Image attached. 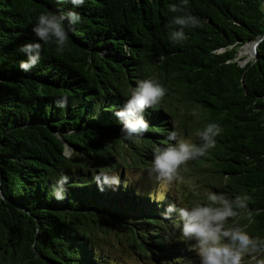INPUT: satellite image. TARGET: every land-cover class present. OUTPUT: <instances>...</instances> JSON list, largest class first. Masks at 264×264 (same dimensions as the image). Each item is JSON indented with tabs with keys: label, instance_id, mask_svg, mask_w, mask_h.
Instances as JSON below:
<instances>
[{
	"label": "trees",
	"instance_id": "1",
	"mask_svg": "<svg viewBox=\"0 0 264 264\" xmlns=\"http://www.w3.org/2000/svg\"><path fill=\"white\" fill-rule=\"evenodd\" d=\"M179 3L0 0V264H115L102 241L156 264H184L195 256L194 241L175 227L178 211L163 215L169 204L182 205L170 192L138 190L124 172L149 171L156 148L175 144L173 131L202 143L197 133L208 123L223 131L215 148L182 166L205 188L189 195L206 204L209 192L249 196L227 226L264 239V39L258 58L242 63L238 55L264 35V0H189L171 12ZM68 10L81 21L58 51L32 29L42 13ZM187 13L200 26L173 43L170 21ZM27 43L43 49L30 71L20 68ZM144 79H156L166 95L143 113L149 130L128 139L115 113ZM114 175L119 184L105 179ZM62 176L65 198L57 200Z\"/></svg>",
	"mask_w": 264,
	"mask_h": 264
},
{
	"label": "clouds",
	"instance_id": "2",
	"mask_svg": "<svg viewBox=\"0 0 264 264\" xmlns=\"http://www.w3.org/2000/svg\"><path fill=\"white\" fill-rule=\"evenodd\" d=\"M70 3L73 8L81 7L85 0H63ZM189 4V0H180L179 4L170 5L173 13L183 12ZM81 21V15L74 10L66 13H42L32 31L44 44H55L58 51H62L69 42V29ZM169 26H175L170 33L173 43H183L187 40L185 29L200 26L198 17L187 13L172 18ZM41 43H27L20 48L26 54L27 59L20 63V68L30 71L40 60L42 52ZM165 87L156 79L141 80L137 87L130 93L124 106L115 115L122 121V132L126 138L143 135L149 130V124L144 118V111L148 108L156 109L166 95ZM58 107L67 105V98L63 97L56 101ZM223 129L217 123H208L207 126L197 133L200 144L191 143L176 131L169 134V139L174 140L172 146L159 148L154 151L152 168L150 174H155L156 179L161 182L164 191L174 187L176 184H192L181 174L182 166L190 161L204 156L210 149L216 146V137L221 135ZM142 173H137V178ZM109 183L119 184L118 176L105 178ZM67 176H62L54 189L57 200L65 198L64 185ZM209 204H195L194 206L182 205L177 209L169 204L164 212V218L170 219L171 213H179L180 223L175 224L179 228L185 240L194 241L192 249L196 251L200 264H245V257H250L254 264H264V239L251 236L244 228L239 226L228 227L229 220H235L240 212L246 209L251 199L249 196H237L235 200H229L225 195H217L209 192ZM163 194L157 200H163ZM249 219L251 213L249 212ZM39 233V228H37Z\"/></svg>",
	"mask_w": 264,
	"mask_h": 264
},
{
	"label": "rangeland",
	"instance_id": "3",
	"mask_svg": "<svg viewBox=\"0 0 264 264\" xmlns=\"http://www.w3.org/2000/svg\"><path fill=\"white\" fill-rule=\"evenodd\" d=\"M254 47L252 44H246L242 47L239 48L238 55L239 58H241L242 63H247L257 57L255 52L253 51ZM181 138L196 144L193 139L190 137V135H180ZM137 173H142V175L137 178ZM182 176L186 180H191L193 183L192 184H176L174 187L168 189L167 191H164L161 188V182L156 179L155 174H150L149 171H142L141 169L137 168H130L125 170L124 175H125V180H129L130 182L134 183L135 187L143 192H150L152 195L158 194L159 192H170L175 195V198L178 201V204L180 203L181 205H188L189 207L195 205L191 204V202L198 201L200 204H206L207 200L206 199H201V198H193L189 194L192 190H197L198 193L195 191L193 192L196 195H201L203 192H205V188L202 186H194V184L200 185L195 179L194 175L190 174H185L181 173ZM198 204V203H197ZM103 247L106 250H109L112 252L113 260L115 264H156L155 260L146 255V253L142 251L136 252L134 249L131 248H114V246L110 242L102 241ZM194 252V250H193ZM195 256L186 259L184 261V264H200V259L196 253L194 252ZM250 259V260H249ZM247 263L245 264H253L254 261L251 260V258L247 257L245 260Z\"/></svg>",
	"mask_w": 264,
	"mask_h": 264
},
{
	"label": "water",
	"instance_id": "4",
	"mask_svg": "<svg viewBox=\"0 0 264 264\" xmlns=\"http://www.w3.org/2000/svg\"><path fill=\"white\" fill-rule=\"evenodd\" d=\"M263 39H264V35L261 38L257 39V40H254L252 42L247 43V44H250L251 43L252 46L254 47V52L257 55L256 58H258V46L263 41Z\"/></svg>",
	"mask_w": 264,
	"mask_h": 264
},
{
	"label": "bare ground",
	"instance_id": "5",
	"mask_svg": "<svg viewBox=\"0 0 264 264\" xmlns=\"http://www.w3.org/2000/svg\"><path fill=\"white\" fill-rule=\"evenodd\" d=\"M253 51H254V49H253Z\"/></svg>",
	"mask_w": 264,
	"mask_h": 264
}]
</instances>
